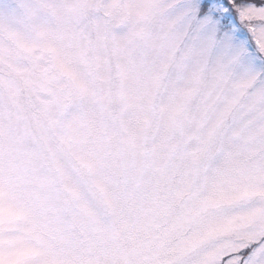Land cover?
I'll list each match as a JSON object with an SVG mask.
<instances>
[{
	"label": "snow or ice",
	"instance_id": "obj_1",
	"mask_svg": "<svg viewBox=\"0 0 264 264\" xmlns=\"http://www.w3.org/2000/svg\"><path fill=\"white\" fill-rule=\"evenodd\" d=\"M0 264H264V0H0Z\"/></svg>",
	"mask_w": 264,
	"mask_h": 264
}]
</instances>
